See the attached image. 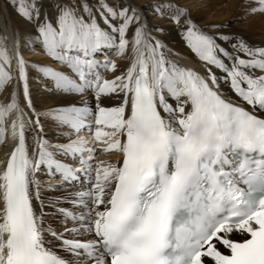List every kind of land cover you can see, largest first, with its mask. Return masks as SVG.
Masks as SVG:
<instances>
[{
    "label": "snow or ice",
    "instance_id": "6c2138e0",
    "mask_svg": "<svg viewBox=\"0 0 264 264\" xmlns=\"http://www.w3.org/2000/svg\"><path fill=\"white\" fill-rule=\"evenodd\" d=\"M7 7L0 264H264V41L180 0Z\"/></svg>",
    "mask_w": 264,
    "mask_h": 264
},
{
    "label": "bare ground",
    "instance_id": "6f19581e",
    "mask_svg": "<svg viewBox=\"0 0 264 264\" xmlns=\"http://www.w3.org/2000/svg\"><path fill=\"white\" fill-rule=\"evenodd\" d=\"M193 1L191 3H189L190 2L189 1V2L182 3V4L187 5L189 8H193L192 6H195V5H191L193 3ZM139 2L145 3V2H147V0H139ZM238 5H239V3H238ZM238 5H236L233 1H230V3L227 6H225L224 9L220 8L222 10L220 12H215L213 9V11L215 13H213L212 16L209 14V13H211L210 11L208 12V10H207V12H206V11H204V9L199 10V11L192 10V15H193V17L199 19L202 23H206V24L228 22V24L230 26V28L228 30L240 32V33L246 35L247 37H249V39H251L253 41H264V18L259 16L260 18H254L253 17L250 19L248 17L249 18V19L247 18L248 20H243V21L241 19L236 20L234 18H237L235 14H238V12H237L238 11L237 10ZM208 6H209V4H208ZM208 8H206V9H208ZM209 10H211V9H209ZM6 11L8 12V17H10V19L12 17L13 18H12V22H11L10 27L7 28L5 25L6 24L5 19H3L0 16V21L3 23V25H5L3 35L12 32V30H14V29L15 30L19 29L20 31H23L25 29V22L19 16L16 15V13L13 11V9L11 7H8ZM235 12H237V13H235ZM222 15H225V17H226V15H229L230 17H229V19L227 17V20L223 21V19H221ZM215 16H216V19H215V21H213L212 18ZM152 20H153V22L164 24V27L166 29H169V31H166L164 33H158L157 35H159V37L164 41V43L169 48L173 49V51L175 53L179 54L178 56H174L173 58L179 59L182 64H187V65L193 66L194 68H200L201 62L198 61V59L196 57H194V55L189 51V49H187L184 46L182 40L176 35V29L172 25L166 23L165 21H159V20H156L155 18H152ZM38 102L39 103H45L46 101H44L43 99H40V100H38ZM5 146H0V158L3 157V152H4ZM98 158L99 159H107L108 157L100 155V156H98Z\"/></svg>",
    "mask_w": 264,
    "mask_h": 264
},
{
    "label": "rangeland",
    "instance_id": "374dc122",
    "mask_svg": "<svg viewBox=\"0 0 264 264\" xmlns=\"http://www.w3.org/2000/svg\"><path fill=\"white\" fill-rule=\"evenodd\" d=\"M190 1V2H189ZM180 0V2L181 3H185V2H189V3H191L193 0ZM230 1H233L236 5H238V3H240V0H194L193 1V3L191 4V5H195V6H192L193 8H190L191 10H197V11H199V10H202V9H204V11H206L207 12V10H208V12L210 11L211 13H209L211 16L213 15V13H215V12H220V11H222L221 9H224V7L225 6H227L229 3H230ZM8 2H9V0H0V16L3 18V19H5V25H6V27L7 28H9L10 27V25H11V22H12V18L10 19V17H8V12L6 11L7 10V5H8ZM208 4H209V6H208ZM212 5V6H211ZM215 5V6H214ZM214 6V7H213ZM209 7V8H208ZM206 8H208V9H206ZM216 8V9H215ZM221 8V9H220ZM206 9V10H205ZM209 9H211V10H209ZM213 9H214V11H213ZM220 9V10H219ZM217 10V11H216ZM238 10V11H237ZM237 12H238V14H235L236 15V17H239L242 21L243 20H248L249 18L251 19V18H260L259 16L260 15H256V16H248V17H244L243 16V13H242V11L240 10V8L239 7H237ZM237 12H235V13H237ZM227 17H228V19H229V15H226V17H225V15H222L221 16V19H223V21H225V20H227ZM262 18H264V16H261ZM226 18V19H225ZM248 18V19H247ZM215 19H216V16L215 17H213L212 18V20L213 21H215ZM241 21V22H242ZM5 25H3V23L0 21V36H3V33H4V29H5ZM15 31V29L14 30H12V32H14Z\"/></svg>",
    "mask_w": 264,
    "mask_h": 264
}]
</instances>
